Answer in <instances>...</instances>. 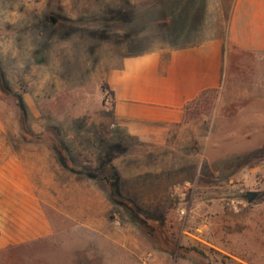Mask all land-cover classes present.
<instances>
[{
	"label": "rangeland",
	"instance_id": "obj_1",
	"mask_svg": "<svg viewBox=\"0 0 264 264\" xmlns=\"http://www.w3.org/2000/svg\"><path fill=\"white\" fill-rule=\"evenodd\" d=\"M228 3L0 0V79L24 108L0 88V174L9 146L25 176L41 183L32 189L42 212L29 213L27 198L28 213H0V264H264V53L224 46L217 87L166 123L156 112L128 122L130 106L112 84L130 58L151 51L165 58L168 46L199 44L224 30ZM124 68L130 95L138 88L139 96L146 59ZM20 124L40 139L24 140ZM57 140L70 163L90 168L109 146L125 143L111 161L118 194L101 178L63 167ZM185 182L192 189L181 195L175 187ZM87 191L105 194L99 228L66 215L82 212ZM247 191L256 192L250 202ZM9 199L12 210L17 199ZM131 202L149 222L131 213ZM39 224L49 230L35 233Z\"/></svg>",
	"mask_w": 264,
	"mask_h": 264
},
{
	"label": "crops",
	"instance_id": "obj_2",
	"mask_svg": "<svg viewBox=\"0 0 264 264\" xmlns=\"http://www.w3.org/2000/svg\"><path fill=\"white\" fill-rule=\"evenodd\" d=\"M227 9L224 30L212 31L210 34L213 36L209 40L190 46L172 48L168 46L165 48V58L160 55L159 51H151L123 62L122 70L113 75L116 76L115 78L112 76V84L126 106H130L128 107L130 113L124 117L128 118V122L135 117L153 120L154 117L150 115L153 112L165 113V123L178 120L180 111L187 101L196 98L203 90L217 87L222 72L224 46L229 52L238 49L249 53H264V0H229ZM143 59H146L147 70L142 76L143 83L138 87H141L144 92L135 96L139 90L133 86L135 90L130 95L127 89L129 86L125 81L124 67H128V65L134 67L137 61ZM187 60L194 70L191 78L187 77L188 72L185 69ZM121 76L124 81L119 83L117 80ZM134 103L138 106L135 107ZM134 109L141 114L133 113ZM159 110H163V112ZM162 119L164 120V118ZM10 150L11 148L8 146L2 152L5 154V167L2 168V174H0V213H28L25 209V199L27 198V204L32 208L29 213H42L36 205L38 195L34 194L35 190L32 189L41 183L25 176L23 160L18 154L10 156ZM9 195L17 199L16 207L12 206V210L9 206ZM91 197L96 199L90 202ZM95 200L96 205L94 206ZM22 201H24L23 204ZM81 203V213H66V215L77 221L80 219L83 227L99 228L97 225L105 220V194L102 193L100 196L97 191L90 195V192L87 191L82 195ZM233 214H226L225 220L230 218L231 222L229 223H233L236 216ZM47 227L49 228L47 224L44 226L39 224L38 228L40 229H35L34 232L41 234L44 231L46 233L49 230ZM209 245L228 253L226 248L215 243ZM239 259L248 264L242 258Z\"/></svg>",
	"mask_w": 264,
	"mask_h": 264
},
{
	"label": "trees",
	"instance_id": "obj_3",
	"mask_svg": "<svg viewBox=\"0 0 264 264\" xmlns=\"http://www.w3.org/2000/svg\"><path fill=\"white\" fill-rule=\"evenodd\" d=\"M53 19L52 17L50 18ZM54 21V19H53ZM51 21V23H53ZM0 88L3 91L5 95L12 96L15 99V103L18 106V109L20 113H24V108L21 103V99L19 96H14L11 94L10 90L7 86H5L4 80L0 79ZM23 117V115H22ZM20 134L24 140L31 141V140H39L40 136L39 134L33 133L30 129L24 127L20 124ZM116 144V143H115ZM113 144L112 146H109L105 152L99 155V164L96 167H86L82 165H74L70 163L69 156L66 153L65 147L62 145L60 141H54V150L57 154L59 162L62 164L63 167L66 169H69L72 172H76L78 174H83L86 177L89 178H101L103 181L106 182V184L109 186V191L111 196H115L118 194L116 185L117 181L119 179L118 172L115 168V166L111 163L112 159L121 152H124L126 150L125 143H117L116 145ZM114 200V199H113ZM131 213L135 217H137L141 222L146 223L147 221L151 219L152 216L148 214L147 211L143 210L137 203L131 202L130 205ZM142 214V215H138ZM161 224V223H160ZM165 243L168 242V239L165 237Z\"/></svg>",
	"mask_w": 264,
	"mask_h": 264
},
{
	"label": "built area",
	"instance_id": "obj_4",
	"mask_svg": "<svg viewBox=\"0 0 264 264\" xmlns=\"http://www.w3.org/2000/svg\"><path fill=\"white\" fill-rule=\"evenodd\" d=\"M191 189H192V185H190V183L188 182H185L175 187V190L181 195H186L187 193H189ZM180 214L183 215L185 214L183 209L180 211Z\"/></svg>",
	"mask_w": 264,
	"mask_h": 264
},
{
	"label": "water",
	"instance_id": "obj_5",
	"mask_svg": "<svg viewBox=\"0 0 264 264\" xmlns=\"http://www.w3.org/2000/svg\"><path fill=\"white\" fill-rule=\"evenodd\" d=\"M51 21H53V19H51ZM255 196H256L255 191H247L246 192V201L250 202Z\"/></svg>",
	"mask_w": 264,
	"mask_h": 264
}]
</instances>
